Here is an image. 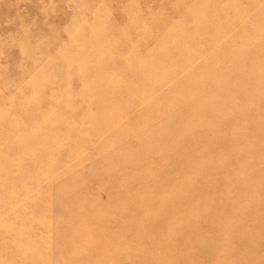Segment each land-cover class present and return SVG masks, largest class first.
<instances>
[{"label":"rangeland","instance_id":"1","mask_svg":"<svg viewBox=\"0 0 264 264\" xmlns=\"http://www.w3.org/2000/svg\"><path fill=\"white\" fill-rule=\"evenodd\" d=\"M0 264H264V0H0Z\"/></svg>","mask_w":264,"mask_h":264},{"label":"bare ground","instance_id":"2","mask_svg":"<svg viewBox=\"0 0 264 264\" xmlns=\"http://www.w3.org/2000/svg\"><path fill=\"white\" fill-rule=\"evenodd\" d=\"M134 72V71H133ZM127 74V73H126ZM134 75V74H133ZM145 76V75H144ZM142 81V80H141ZM131 89V88H130Z\"/></svg>","mask_w":264,"mask_h":264}]
</instances>
